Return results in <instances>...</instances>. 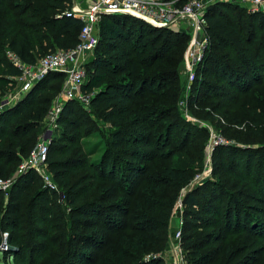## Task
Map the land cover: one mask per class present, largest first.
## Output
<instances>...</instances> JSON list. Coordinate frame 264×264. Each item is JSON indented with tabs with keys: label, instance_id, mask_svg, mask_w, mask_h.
<instances>
[{
	"label": "trees",
	"instance_id": "1",
	"mask_svg": "<svg viewBox=\"0 0 264 264\" xmlns=\"http://www.w3.org/2000/svg\"><path fill=\"white\" fill-rule=\"evenodd\" d=\"M166 1L182 5L187 0ZM73 4V0H0V95L16 86L15 78L21 74L7 51L35 64L51 52L78 44L84 21L67 15ZM236 4L219 1L207 8L204 31L210 41L197 66L190 100L205 120L213 119L220 127L215 113L234 110L255 115L238 119V124L248 119L260 126L258 119L264 115V12ZM100 30L95 53L85 65L83 90L97 91L90 109L75 100L65 104L58 121L60 133L55 131L48 154V169L69 208L64 213L69 230L57 222V191L43 187L35 170H18L35 147L38 133L44 131L40 132L41 126L63 88L65 75L49 73L25 98L0 112V178L17 172L6 201V192L0 190V229L9 233L14 248L5 251L4 258L16 264H165L160 256L125 263L116 254L161 250L160 235L170 225L180 191L204 166L208 129L184 122L176 108L190 34L155 27L126 14L105 15ZM91 114L114 127L108 139L102 132L97 143L86 141L93 134V126L88 125ZM224 119L232 121L231 113H224ZM225 129L223 135L232 136ZM178 132L181 140L170 148ZM200 138L206 141L196 144ZM99 152L100 156L93 157ZM156 159L171 161L158 170L138 162ZM213 165L214 175L232 172L246 185L261 187L264 194V148L217 145ZM211 186L209 182L184 199L182 241L191 264L217 260V254L203 250L210 245L208 239L220 238L219 232L196 238L190 230L211 226L212 216L219 217L224 206L228 228L234 220L236 230L247 229L264 238V220H257L223 187ZM225 193L229 197L222 205ZM110 199L115 203H101ZM227 253V264H250L247 256L239 258L238 249L230 247Z\"/></svg>",
	"mask_w": 264,
	"mask_h": 264
},
{
	"label": "built area",
	"instance_id": "2",
	"mask_svg": "<svg viewBox=\"0 0 264 264\" xmlns=\"http://www.w3.org/2000/svg\"><path fill=\"white\" fill-rule=\"evenodd\" d=\"M225 0H187L182 5L176 1L166 0H87L83 3L85 8L76 10L79 6L76 1L69 16H75L84 21L79 34V42L73 48L58 49L40 58L35 64L22 61L13 51H7L8 59L14 66L20 69L21 74L17 80V89L13 95L0 103V111L16 104L33 89V87L51 72H60L65 75L63 88L55 97L51 109L46 117L47 125L35 147L29 156L19 166V173L35 170L44 180L45 185L59 191L57 183L48 171V154L50 144L55 131L58 129V121L65 104L70 100L81 103L86 109H90L92 99L97 91L87 92L83 86L87 81L85 65L88 59L95 53L100 37V23L105 15L126 14L141 19L150 25L159 28H169L175 32H188L191 39L186 53L184 70L189 76L190 83L196 78V69L204 56L209 38L203 36L206 23L207 8L211 3ZM227 1V0H226ZM253 12H264V0H239ZM214 135H212V138ZM220 140L215 137L212 145H218ZM210 169L197 174L192 183L209 177ZM16 177L0 178V190L8 192L14 185ZM184 208V198L179 197L176 202L175 214L179 217ZM180 214V215H179ZM181 217V225L184 220ZM183 227L176 230L169 245L168 264H191L183 249ZM11 248L9 233L5 232L0 242V251L5 252Z\"/></svg>",
	"mask_w": 264,
	"mask_h": 264
},
{
	"label": "rangeland",
	"instance_id": "3",
	"mask_svg": "<svg viewBox=\"0 0 264 264\" xmlns=\"http://www.w3.org/2000/svg\"><path fill=\"white\" fill-rule=\"evenodd\" d=\"M74 1V0H73ZM79 6H77L76 10L81 9V8H85V6L87 4H85V6H83V3H86L87 0H75ZM228 2V1H227ZM229 2L231 3H237L239 5H241V7H244V9H247L248 11H251L249 7H247L246 5H244L243 3H241V1L239 0H229ZM212 4V3H211ZM236 4V5H237ZM74 8V4L72 6V9L70 11H72ZM101 31V30H100ZM188 33L190 34V39H191V33L190 30L188 31ZM203 36L208 37V35L206 34V32L204 31ZM99 37H100V33H99ZM209 38V37H208ZM190 39L188 42V45L184 51L183 54V61L181 64V68H180V73H181V93H180V97L176 103V108L177 111L179 112L181 119L186 122V123H190L192 125H195L197 127H204L208 129L209 132V137L207 138V142H206V146H205V150H204V166L203 168L197 172V174L203 173L207 168L211 170V173L209 175V177H207L206 179H203L201 181H199L198 183H192L186 187H184L181 191H180V196H182V198L185 199L186 195L196 189H199L201 187H203L205 184L211 182V184H213L214 187H217L218 190H223L226 192H230V194H233L238 201L245 205V207H247L249 209V211L251 212V214L256 217L257 220L261 221L264 220V194H263V190L261 187H257L254 185H246L245 183L242 182V177L241 176H236L233 175L232 172H226L225 174L222 175H214L213 173V169H214V165H213V154H214V150L215 147L217 145H212L211 141L213 140V138L217 137L220 140H218L219 144H224V145H235V146H242V147H254V148H258V149H262L264 148V115H262V117H260L258 119V121H260V126H254L253 123L251 124L248 119H246L247 121H244L241 125L237 123L238 119H245V118H250L252 119L253 117H255L253 111H226L227 113H231V119H233L232 121H228L224 119V113H226L225 111H218V113H215L214 119H215V123H220V125L222 127H220L219 125L214 124L213 119H208L205 120L204 117H202L200 114H202V110L197 109V107L192 106L191 103V97H192V91H193V84L194 83H190L189 80V76L187 74V72L184 70L185 68V63H186V53H187V48L189 46L190 43ZM210 41V40H209ZM209 43V42H208ZM17 86H14L13 88H9L6 91H4L1 95H0V103L3 100L9 99L15 89H17ZM51 94V93H49ZM51 109V108H50ZM264 111V110H263ZM1 112V111H0ZM88 112V111H87ZM90 113V112H89ZM203 115V114H202ZM230 115V114H229ZM91 123H89L88 125H92L93 126V134L86 138V141H91L92 144L97 143L99 141V134L103 132L104 134V138L108 139L109 135L111 133V131L114 129V127H112L111 123L109 122H104L100 119H98L97 117H95L93 114H91V116L89 115ZM47 125V120L45 119L43 121V124L41 126L40 132L42 131V129L46 127ZM86 128L89 126H85ZM226 127L231 128V130L225 129ZM85 129V128H84ZM225 129V132L229 133L232 136H225L223 135L224 133L222 132ZM59 133H60V129H58ZM176 137H174L173 139H171L169 147L172 148L175 145H177L182 137V134L180 132L175 133ZM212 135H214V137L212 138ZM41 134L38 133V136L36 137V143L37 141L40 139ZM203 138H200L199 140H196V144L201 143L206 141L205 138L204 140H202ZM35 143V145H36ZM34 145V146H35ZM146 147V146H143ZM155 147V145L153 146V148ZM34 148V147H33ZM32 148V149H33ZM101 155V152L96 153L93 155V157H98ZM137 161V160H136ZM171 160L169 161H164L161 159H156L153 161H147V160H138L139 163H142L143 165H147V167L150 168V170L152 169H160L163 165L165 164H169ZM253 164L256 165L257 164V160L253 161ZM48 169V167H47ZM49 171V169H48ZM50 172V171H49ZM16 173H13L10 177H16ZM134 174V173H133ZM196 174V175H197ZM146 175V174H145ZM195 175V176H196ZM256 174H253V177ZM40 176V175H39ZM138 177V175H134V178ZM41 178V183L43 185V187H47L45 185V182L43 180V178L40 176ZM77 178V177H76ZM255 179V178H254ZM263 179H261L262 181ZM213 182L219 183V185H215ZM105 183H103L101 185L100 190L102 191L103 188L105 187ZM211 186V187H213ZM167 192H169V190L167 189ZM57 193L59 194L57 203L60 204V213H57V222H59L60 225L63 226V228L68 229L69 230V225L66 224L67 221V217L64 216L65 212H68L69 208L67 206L66 200H65V195L64 193H60V190L57 191ZM6 195L4 196V200H7V193H5ZM202 193L200 194V197L202 196ZM178 197V199H179ZM229 195L225 193V196L223 197L224 201L222 205H226L227 200H228ZM92 199V198H91ZM177 199V201H178ZM93 200V199H92ZM115 200L110 199V201H103L101 203L104 204H112L115 203ZM176 201V202H177ZM5 204V202H4ZM1 206V204H0ZM176 203L174 204L172 211H171V215H170V225L168 226V229H166V231L164 230L163 235H160V237L162 238V244L164 246H162L163 248L161 250L157 249V250H153V249H141L138 251H130V253H122L119 252L116 254V256H121V258H124V262L125 263H133L135 261L138 260H147L149 258H152L154 256H160L164 259L165 264H168V258H169V245L170 242L172 241L176 230H178L181 226V215H182V219L185 220V206L183 208V211H181V215L178 217L175 212ZM225 208V206H224ZM224 208L221 209V212L218 216H212L211 218V226H209L208 228L205 229H201V228H197L195 229H191L190 231H195L196 233V238L197 237H201L203 235H205L206 233L209 232H213V231H218L220 234V238L216 241L213 238L208 239L210 242V245H208V247L206 249H204L203 251H212L215 254H217V260L213 263V264H227L226 263V259L228 257V253L227 250L228 248L231 247L232 250L234 249H238L240 251L239 253V258H244V257H248V261L250 264H264V238H260L259 236H257L254 233H251L249 231H247V229H239L236 230L235 227V221L233 220L232 222V226L231 228H228L226 223H227V216L224 214ZM120 215V214H118ZM125 217V216H124ZM128 219H129V223L131 224L132 219H131V214L128 215ZM241 221H244L243 218H241ZM202 221L200 222L199 225L201 224ZM254 226V225H253ZM252 226V227H253ZM1 228V227H0ZM56 229H54V235H56ZM60 231H62V229H60ZM88 232L89 230L83 229L81 230ZM5 231H2L0 229V242L2 240V237L4 235ZM80 233V231H79ZM14 248L11 247L9 250L7 251H11ZM52 250H55L54 248ZM118 250V247H114V251ZM184 253L186 254V251L184 250ZM114 254V253H112ZM115 256V257H116ZM0 264H16L15 261H9L6 258H4V252L0 251ZM247 264V263H246Z\"/></svg>",
	"mask_w": 264,
	"mask_h": 264
},
{
	"label": "crops",
	"instance_id": "4",
	"mask_svg": "<svg viewBox=\"0 0 264 264\" xmlns=\"http://www.w3.org/2000/svg\"><path fill=\"white\" fill-rule=\"evenodd\" d=\"M227 1L229 2V0H227ZM227 1L225 0L224 2H227ZM73 2H74V6H77L75 0Z\"/></svg>",
	"mask_w": 264,
	"mask_h": 264
}]
</instances>
